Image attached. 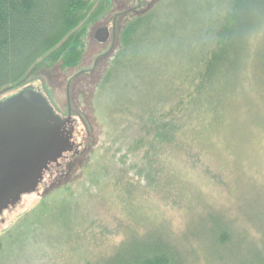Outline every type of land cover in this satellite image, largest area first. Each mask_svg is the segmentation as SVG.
<instances>
[{"label":"rangeland","instance_id":"374dc122","mask_svg":"<svg viewBox=\"0 0 264 264\" xmlns=\"http://www.w3.org/2000/svg\"><path fill=\"white\" fill-rule=\"evenodd\" d=\"M89 1L98 15L82 36L76 65L37 69L23 86L0 95V106L28 98L41 104L53 125L65 121L58 133L60 154L53 161L69 150L79 151L66 175L68 184L45 173L38 191L0 215V264H94L113 254L128 226L142 232V223L161 224L186 250L194 243H185L186 227L206 226L213 215L244 233L247 243L261 238L248 223L251 209L264 215V76L253 53L261 39H252V57L235 87L242 92L201 125L190 157H167L170 147L158 157L155 168L161 161L177 172L174 188L163 189L172 182L164 171L156 187L144 192L143 149L127 153V148L145 113L171 110L186 89L179 76L191 58L188 46L193 47L221 2ZM153 6L161 30L152 34L145 50L139 33L125 29ZM103 27L109 34L100 42L95 34ZM120 174L131 193L115 191Z\"/></svg>","mask_w":264,"mask_h":264},{"label":"trees","instance_id":"16d2710c","mask_svg":"<svg viewBox=\"0 0 264 264\" xmlns=\"http://www.w3.org/2000/svg\"><path fill=\"white\" fill-rule=\"evenodd\" d=\"M220 2L216 13L205 20L200 38L197 36L199 39L193 47L188 46L191 58L186 66L183 64L179 76L182 87L187 83L186 89L181 91L171 110L159 112L150 108L143 123L136 128L138 134L141 131L143 135H134L133 143L127 148V153L143 149L141 173L146 180L142 186L144 192L156 187L164 171L172 182L163 184V189L168 186L174 188L173 180L176 181L177 176L173 173L177 172L169 166L164 167L161 161L159 168H155L158 157L168 147L167 157L182 154L190 157L193 141L203 133L201 125H207L213 113L218 112L230 97L234 95L236 98L242 92L238 89L235 92V87L252 57V39L256 35L261 39V48L253 53L260 61L258 66L264 76V0ZM91 3L89 0H0V95L23 86L37 69L56 63L61 67L76 65L83 52L82 36L98 15L96 10H92ZM156 8H149L141 15L143 17L136 18L125 29L129 34L139 33V46L145 50H149L146 47L152 34L161 30ZM186 17L191 21L192 16L186 13ZM212 130L218 132L220 129ZM67 153L57 162H49L52 164L42 171L37 183L23 192L15 204L2 209L0 215L15 207L26 194L38 191L44 184L45 173L54 174L56 180H66L64 186L68 184L70 180L66 175L79 151L69 150ZM126 180L123 174L114 180L117 193H131ZM67 189L70 191L69 187ZM71 196L75 197L73 191ZM129 210L133 212L131 208ZM251 211L248 223L256 228L261 238H253L250 243L246 242L244 233L233 231L219 215L210 217L206 226L186 227L185 243L194 241L186 250L161 224L142 223V232L128 226L124 239L113 254L94 264H198L199 261L200 264H264V215Z\"/></svg>","mask_w":264,"mask_h":264},{"label":"water","instance_id":"95a60500","mask_svg":"<svg viewBox=\"0 0 264 264\" xmlns=\"http://www.w3.org/2000/svg\"><path fill=\"white\" fill-rule=\"evenodd\" d=\"M108 34L103 27L95 38L103 42ZM8 103L0 106V212L33 187L60 154L58 133L65 122L53 125L41 104L28 98Z\"/></svg>","mask_w":264,"mask_h":264}]
</instances>
